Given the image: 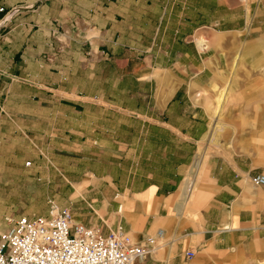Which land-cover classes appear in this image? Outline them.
I'll list each match as a JSON object with an SVG mask.
<instances>
[{"label": "crops", "instance_id": "obj_1", "mask_svg": "<svg viewBox=\"0 0 264 264\" xmlns=\"http://www.w3.org/2000/svg\"><path fill=\"white\" fill-rule=\"evenodd\" d=\"M239 1L235 6L242 14L245 8H259L261 2ZM194 2L0 0V7L5 9L37 6L35 11L15 17L12 28L0 37V101L4 104L11 100L9 92L14 85L27 94L14 95V100L33 103L34 107L38 102L51 103V97L57 93L72 95L62 82V78L66 82L68 72L67 51L61 43L64 39H69L71 50L79 58L77 68L90 63L89 58L85 59L91 54L87 52V43L94 52L96 45L105 46L116 65L130 54V49L154 50L151 69L146 68L149 64L132 65L135 73L151 70L148 78L137 80L138 85L152 89L134 95V88L133 108L122 109L114 97L100 103L98 95L87 98L78 93V98L94 104L95 113L96 103L102 106L108 122L102 133L82 121L88 132L83 133L85 127L76 129V140L70 145H54L48 137L56 135L49 128H44L41 136L32 132L29 136L44 142L47 153L78 162L73 181L79 185L81 194L86 193L94 201H121L119 210L126 205L123 225L113 222L105 227L107 223H93L83 215H72L74 223H84L103 235L121 227L129 237V233L134 236V240L130 238L137 244L155 236L158 230L163 231L155 252L135 264H264V188L254 187L249 180L252 175H264V154L249 155L242 151L229 156L211 155L204 163L205 176L196 183L195 177L203 164L199 161L191 189L187 190L185 177L196 159L199 143L210 128L209 117L191 90L192 84L200 83L198 78L206 73L204 65L197 67L200 64L197 60L202 62L201 51L189 39L197 29L222 21L212 20L211 0H203V16L208 11L205 19L194 21ZM214 6L216 11L235 8L226 0H217ZM180 8L188 13L177 16ZM189 24H194V28L178 29ZM145 40L154 42L153 47L146 48ZM213 105L214 101L209 106L210 118ZM65 106L79 110V105L71 102H65ZM85 115L95 123L101 120L88 110ZM28 116L39 119L35 114ZM8 117L16 120L17 116L0 113V120ZM128 123L132 124L129 132ZM30 157L33 161L29 167L23 166L19 159V162L11 160L1 166L0 175L5 167L11 182L32 179L43 191H51L52 171L42 167L33 154ZM56 167L63 180L70 182L64 168L58 164ZM178 190L180 204L175 202ZM44 212L45 207L0 211V235L9 228L6 219L35 218Z\"/></svg>", "mask_w": 264, "mask_h": 264}, {"label": "rangeland", "instance_id": "obj_2", "mask_svg": "<svg viewBox=\"0 0 264 264\" xmlns=\"http://www.w3.org/2000/svg\"><path fill=\"white\" fill-rule=\"evenodd\" d=\"M216 2L217 0H211V4H213L210 9L211 18L215 21L222 19V21L197 29L189 39L191 44L201 51V59L204 63L197 60V63H200L197 67L204 65L206 73L204 76L201 75L203 77L198 78L200 83L192 84L191 90L197 102L204 107L209 117L210 128L207 132L208 135L206 134L199 143L196 159L185 177V181L188 183L196 175L199 161L203 164L198 176L195 177V181L196 183L201 181L205 176L204 163L211 155L229 156L242 151L249 155L255 153L257 156H261L264 154V116L262 117L264 111V0H261L257 9L248 8L246 10L245 8L243 14L241 9L235 6L240 4L239 0H226L229 5H233L235 8L228 10L222 8L221 11H216L214 6ZM194 6L196 8L194 21L198 23V21L205 19L208 11L203 16V0H195ZM36 9L37 6L35 5L30 10L20 11L8 24L1 28L0 37L12 28V21L15 17L33 12ZM187 13L185 8H180L176 15L183 16ZM179 28L181 31H185V28H194V24L182 25ZM80 39L82 40V38ZM61 43L67 51L65 59L68 68L67 80L65 82L62 78V82L73 92L72 95L70 93L64 95L57 93L51 97V103L38 102L34 107L33 103H22L14 100V95H27L21 87L14 85L9 92L11 100L4 104L1 102L2 100L0 101V113L3 116H5V112L17 116L16 120L9 117L8 120H0L2 122V126L0 125V172L1 166L8 165L11 160L17 161L19 159L23 166L29 167L33 161L30 155L33 154L36 160L42 164V167L46 166L52 171L53 183L50 185L52 189L51 191H43L42 186L36 181H31L32 179L20 178L19 181L11 182L12 178L4 167V173L0 175V211L31 208L40 210L45 207L44 214L34 216L37 218L48 216L51 208L57 207L68 210L73 216L83 215L92 222L94 221L93 223L95 221L107 223L105 227L113 222H120L123 225V213L126 205L119 210L117 206L121 201H94L86 193L81 194L79 188L77 189L79 185L73 181L76 179L73 170L76 169L75 166L78 162L70 157L55 156L54 152L47 153L45 143L34 141V138L29 136V132L35 133L38 137L44 133L42 131L44 128H49L56 135L48 137V140L52 139L54 145L74 143L76 129L85 127L83 133L88 132L84 123L89 124L90 127L99 128L102 133L103 129L108 128L107 118L101 111L102 106L96 103L97 110L95 113L94 104L91 105L87 103L86 99L78 98V93H84L83 95L87 98L98 95L100 103L114 97L122 109L133 108L131 107V103L134 101L133 94H131L132 90L135 88L134 95H136L142 92H150L152 89L143 84L138 85L137 80L138 78H148L151 70L150 73H145V70L135 73L132 70V65L142 67L144 64H149L146 68L151 69L150 63L152 56L154 57V50L146 52L142 47L136 51L130 49V54L122 58L121 63L124 62L116 65L113 62V55L107 53L105 46L98 47L96 45L94 52L91 45L87 43V52L91 54L87 55L85 59L89 58L90 63H85L84 68L82 66L77 68L80 63L79 58L71 50L69 39H64ZM143 44L146 48H152L154 42L145 40ZM235 53L241 56L237 64L232 65V59L237 55ZM126 60L129 62L127 65ZM55 74L59 73L55 72ZM225 84L228 94L220 111L215 114V97L218 90ZM212 101H214V105L211 109L210 118L209 106ZM65 102L79 105V110L65 106ZM86 110L88 113L96 115L97 118L100 117L99 123H95L90 116H86ZM29 114H35L39 119L32 120L33 118H30ZM21 115L26 116V118H19L18 116ZM131 129L132 124L128 123L126 131L129 132ZM56 164L64 168V172L67 173L66 178H69L70 182L64 181L65 179L61 177L59 169L55 168ZM64 176L66 175L64 174ZM190 183L192 184L193 181ZM179 190L175 198V202L178 204L181 203ZM129 235L134 240V236L130 233ZM147 238L140 245L145 244Z\"/></svg>", "mask_w": 264, "mask_h": 264}, {"label": "built area", "instance_id": "obj_3", "mask_svg": "<svg viewBox=\"0 0 264 264\" xmlns=\"http://www.w3.org/2000/svg\"><path fill=\"white\" fill-rule=\"evenodd\" d=\"M30 9L0 7V31L20 11ZM249 180L254 187L264 188L263 174L252 175ZM6 221L9 228L0 235V264H135L150 256L163 237V231L158 230L140 245L121 227L103 235L74 223L68 210L57 207H52L46 217Z\"/></svg>", "mask_w": 264, "mask_h": 264}, {"label": "bare ground", "instance_id": "obj_4", "mask_svg": "<svg viewBox=\"0 0 264 264\" xmlns=\"http://www.w3.org/2000/svg\"><path fill=\"white\" fill-rule=\"evenodd\" d=\"M240 56H241L240 54H237V55L234 56V58L232 59V65H234V64L236 65L237 64ZM227 91L228 90H226V84L221 89L218 90V92L216 94V97H215V106H214V113L215 114H217L220 111L222 103L224 102L225 97L228 94ZM191 185H192L191 183H188V185H187V189H189L188 191H190Z\"/></svg>", "mask_w": 264, "mask_h": 264}]
</instances>
